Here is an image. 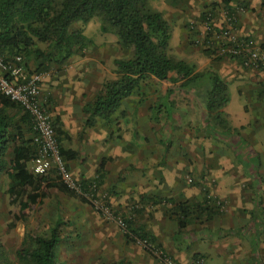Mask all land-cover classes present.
<instances>
[{
  "label": "rangeland",
  "instance_id": "obj_1",
  "mask_svg": "<svg viewBox=\"0 0 264 264\" xmlns=\"http://www.w3.org/2000/svg\"><path fill=\"white\" fill-rule=\"evenodd\" d=\"M151 4L159 11H162L164 6L165 10L163 12L168 20L173 18L172 12L179 8L176 5L173 7L170 5L174 8L173 10L167 8L165 2L160 0H152ZM209 5L213 6L214 9H217L216 7L219 9L218 14L213 18L209 16V12H205L207 14L199 16L201 21H197L193 19L195 16H189L190 13H185V10H183L181 13H176L175 19L169 20L174 31L170 42L171 56L183 59L190 64H194L198 67V70L204 71L212 62L208 61L210 57L206 54V51H209L219 61L218 66L222 68L221 74L224 77L237 75L253 77L259 75L258 71L262 72L260 74H264V68L261 65L258 67L246 66L241 59L221 53L222 33L225 29H231L233 34L241 38H246V36L237 30L238 16H233L232 22L228 20L229 14L227 15V13L232 12L233 15V11L228 8L229 6H227V9L219 0H213ZM246 12V9H243L242 13ZM180 25H187L188 36L186 34L181 35ZM101 26L102 21L98 16L86 24L78 23L76 25V27L82 28L84 34L92 40V43L84 50V56L75 54L70 60V63H74L76 66H79L80 62L85 63V69H79V73L86 72V74H90L87 77H85L86 75L81 76L86 79L89 78L88 82L91 81L87 92L84 93V98H88L90 101L94 100L105 82L117 77L114 60L130 56V51L120 45L116 34L110 30L103 31ZM246 39L249 40L250 38ZM249 41L253 43V40ZM36 44V47L42 50L47 48L45 43L36 42ZM263 45L264 43L257 46L255 51L259 52L258 48H262ZM23 60L29 63L30 71H36L38 62L34 60L33 56L28 59L23 58ZM51 66L58 69L55 64ZM80 74L76 76L78 77ZM65 87L68 90L63 92L64 95H69L68 97L75 95L76 91L73 86L66 85ZM169 87L175 89L174 101L178 108H181V110L172 113L175 117L174 122H170L169 125L165 122L171 133L170 139L164 138L163 131L166 126L163 123L164 117L162 118L163 122L158 123L150 121L148 117L149 104H154L157 97L166 91L165 82L158 81L155 84V79L151 77L135 91L131 98L123 102L122 107L127 114L122 116L121 113L124 110H121L111 120L114 124V130L108 140L91 146L89 145L91 143H85L79 138L82 131L85 134V129L77 134L76 140L71 138L68 139L70 141H67V139L62 141L61 145L63 147L72 149L74 146L81 156L76 161V165L84 170V174L78 170L71 172V183L78 191H80V186L83 185L84 181L90 184V187H87L86 195L89 203H84L79 198L68 196L62 192L57 193L51 189V196L44 200L42 208L35 211L26 223H21L17 228L8 232L7 227L10 221L7 195L9 177L6 172L1 175L0 243L7 252L10 264H19L16 250L27 234L43 235L50 233L58 220L62 223L61 235L63 240L58 247L57 259L63 264H108L123 258L130 260L133 264H195L196 261H199L196 264H232L231 259L226 260L224 258L222 260L219 256H216L217 259L213 261L204 254L202 250L205 244V242H202L203 233L196 235V237H201L200 242H197L201 249L200 252L185 251L186 256L183 255L182 257L174 255L170 243H173L172 236L177 232L178 223L170 218L165 219L166 222H163L166 213L164 206L156 208V206L148 204L141 198L144 193L149 195H154L155 192L160 193L159 186L161 184L153 180L152 175L161 166L162 156L187 157L189 155V130L198 127V123L201 122L203 117L202 110L191 107L193 99L184 89H181L178 84H172ZM58 90L60 93V89ZM235 92V88L231 86L233 101L229 106L230 110H236L240 107V101ZM157 93L160 94L156 96ZM50 99L53 100L50 95H46L42 98V101L51 119L54 120L60 111V96L58 100L54 101L53 105H51ZM162 103L165 102L162 101ZM134 108H142L140 110L144 114L139 116L138 113H134ZM169 110L172 109L169 108ZM108 124L110 122L105 125ZM25 135L28 139H33V145L37 150L40 140L34 130L30 131L26 128ZM125 136L127 137L126 146L123 142ZM109 147H112V149H109ZM103 157L108 158L109 163L100 176V179L102 178L101 184H98L96 179L99 175L98 169ZM56 176L55 173L52 177L56 178ZM183 177L185 182L183 189L185 191H187L188 186L189 188L195 187V183L198 181L197 176L184 170ZM204 192L208 194V197L206 194V197L201 194L202 199H210L211 204L217 207L221 213L226 212L228 202L225 199L216 197L207 189ZM209 194L213 197H209ZM155 197L159 198L158 195ZM98 203L107 206L113 217L108 218L98 211L95 207ZM219 203L221 205H217ZM121 221L125 225H121ZM198 221L191 226L192 231L202 230L201 225L203 223L199 219ZM128 222L133 229L145 228L151 235L157 233V237L161 240L160 243L149 241L152 244V250H150L147 246L138 242L139 238L130 240L126 237L129 230ZM187 235L189 233L180 235L179 241L186 240ZM195 254L198 255L196 260L193 259ZM223 254L231 257L233 253ZM243 255L238 254L236 256L240 258ZM247 261L249 262V259Z\"/></svg>",
  "mask_w": 264,
  "mask_h": 264
},
{
  "label": "trees",
  "instance_id": "obj_2",
  "mask_svg": "<svg viewBox=\"0 0 264 264\" xmlns=\"http://www.w3.org/2000/svg\"><path fill=\"white\" fill-rule=\"evenodd\" d=\"M151 1L0 0V53L7 61L16 56L27 59L33 56L38 62L36 71H30L29 63L23 60V66L28 73L48 71L53 64L62 66L75 54L84 56V50L92 43L82 28L76 25L86 24L98 16L102 21V30L114 32L120 45L130 51V56L114 60L117 77L105 82L94 100L85 103V129L93 127L98 119L107 123L113 122L111 120L123 102L151 77L179 83L180 88L194 96L198 106L206 111L214 124L228 126L223 112L230 102L227 82L214 69L198 71L194 64L171 56L172 24L164 12L152 6ZM36 42L47 44V48L42 50L36 47ZM206 54L211 55L209 51H206ZM173 92L174 89H168L169 95ZM170 107L168 101L152 107L149 111L151 121L160 122L161 113L170 121V118H173ZM53 124L61 154L70 170V161L76 160L80 154L61 145L69 136L64 130L61 118L56 117ZM26 128L33 130L30 115L20 104L0 94V178L5 172L9 177L8 232L19 224L26 223L35 211L40 210L44 199L51 196V189L89 203L83 193L90 187L87 181L83 182L82 193H79L61 177L53 178L54 170L41 175L31 171L37 150L33 139L26 137ZM107 161L102 159L98 169V184L102 182L100 176ZM172 202L170 212L177 217L181 229L190 224L195 209L202 208V212L209 210V207L202 203L193 205L188 202ZM128 226L126 237L130 240L139 238L148 242L156 241L145 228L133 229L129 222ZM61 230L62 223L58 220L50 233L27 234L16 250L18 263L63 264L57 259L58 247L63 240ZM196 258L198 255L193 256V259ZM0 264H10L1 243ZM108 264L133 263L123 258Z\"/></svg>",
  "mask_w": 264,
  "mask_h": 264
},
{
  "label": "crops",
  "instance_id": "obj_3",
  "mask_svg": "<svg viewBox=\"0 0 264 264\" xmlns=\"http://www.w3.org/2000/svg\"><path fill=\"white\" fill-rule=\"evenodd\" d=\"M160 1L165 2L166 7L172 10L174 5L177 8L179 7L172 12L173 18L183 10H185V13L189 12V16H195L193 19L197 21H201L199 16L207 14L205 12H209V16L212 18L219 12L218 7L214 9L213 6L209 5L213 0ZM219 1L226 8L229 6L228 8L233 11V16H238L237 30L239 33L246 36V38H250L249 40H253L254 47L264 43V0ZM164 8L163 6L162 9L165 10ZM243 9H246L247 12L242 13ZM229 13L232 15V12ZM173 18L169 20L172 21ZM179 27L181 35L186 34L188 36L187 25H180ZM173 33L174 31L172 32V38ZM263 48L264 45L258 49L261 50ZM209 57L208 61L212 62L207 69L218 71L229 87L230 102L223 109L229 125L223 127L222 125L214 124L206 111L198 106L194 96L185 91L193 99L191 107L203 111V117L201 122L198 123V127L189 130V155L181 158L162 156L161 166L152 175L153 180L161 184L159 186L160 193L155 192L154 195L144 193L141 198L148 204H153L156 208L164 206L166 213L164 212L163 222H166L165 219L170 218L171 220H176L175 223H178L177 217L170 212L173 205L172 201L188 202L193 205L202 203L204 206L209 207V210L203 212L201 211L202 208L195 209L191 216L192 220L186 228L181 229L179 224H177V232L172 236L173 243H170L174 255L182 257L183 255L186 256L185 251L200 252L201 249L197 242H200L201 237H196V235L203 233L202 242H205V244L202 250L205 255L209 256L210 260L214 261L217 259L216 256H219L222 260L224 258L226 260L231 259L232 264H264V74H260L262 72L258 71L259 75L253 77L248 75L224 77L221 74L222 68L218 66L219 61L213 55H209ZM84 64V62H80L79 66H76L69 61L62 66H58V69H54L51 66L48 71H45V79L40 85L41 97L50 95L53 98V100L50 99L51 105L60 96V111L57 117L61 118L64 130L69 134L65 138L67 141H70L68 139L71 138L76 140L77 134L85 130L86 116L83 108L86 102H90V99H85L84 93L87 92L91 81L88 82L89 78L81 77L83 75L87 77L88 74L85 71V73H79V69H85ZM77 74L80 75L77 77ZM154 79L155 84L158 81L160 82L157 78ZM161 82L166 83V91L161 93L162 95H159L160 93L156 94V96H159L154 104H149L148 112L162 101L169 102L172 113L179 111V109L181 110L174 101L175 89L169 87L175 83L169 80ZM176 84L179 85V83ZM66 85L75 88L74 96L68 97L69 95L63 94L64 91L68 90L65 87ZM57 86L62 87L58 88ZM231 86L235 88L236 97L240 101V107L236 110H230L229 108L233 101ZM58 89H60V93ZM168 89H174V92L169 95ZM121 108L118 112L124 110V108ZM140 109L142 108H134L133 111L140 116L144 114ZM125 114L127 112L124 110L121 115ZM148 117L150 119V112ZM160 117V121L163 122L162 118L164 117L163 123L168 125L171 119H173V122L175 120L174 115L170 121L166 120L163 113L160 114ZM74 121L75 123L73 124ZM105 124H107L106 121L98 119L93 127L85 130V134L82 131L79 134V138L85 143H91L89 144L91 146L101 141L105 142L113 134L114 130L113 122L107 126ZM167 124L163 133L165 134L164 138L168 140L171 133ZM124 138L123 142L126 146L127 137L125 136ZM109 149H112V147H109ZM72 150L78 151L74 146ZM79 158H81L80 155L76 160L70 161V172L78 170L84 174V170H81L76 165V161ZM104 158L109 161L106 157L102 159ZM108 161L107 164L109 163ZM184 170L198 177L195 187L189 188L188 186L187 191L183 189L185 187ZM205 189L216 197L223 198L228 202L225 213H221L217 207L210 204L209 199H202L201 194L204 197H208V194L204 192ZM184 192L186 193L184 194ZM156 195L159 198L155 197ZM209 197L213 196L209 194ZM198 219L203 223L201 225L202 230L198 232L192 231L191 226L199 222ZM186 233H189L186 236V240L179 241L180 235ZM152 236L160 243L161 240L157 237V233ZM223 253L233 254L230 257V255L225 256ZM238 254L244 255L237 258L236 255ZM247 259H249V262Z\"/></svg>",
  "mask_w": 264,
  "mask_h": 264
},
{
  "label": "built area",
  "instance_id": "obj_4",
  "mask_svg": "<svg viewBox=\"0 0 264 264\" xmlns=\"http://www.w3.org/2000/svg\"><path fill=\"white\" fill-rule=\"evenodd\" d=\"M227 15L228 20L232 22L233 15L230 13H227ZM222 37L221 53L241 59L246 66L258 67L261 65L264 68V48L256 52V47L253 46L251 41L233 34L229 28L223 31ZM22 62V56H16L7 61L0 53V94L20 104L32 119V127L40 140V145L37 149V156L32 161L31 171L36 175H41L54 170L56 175L61 177L65 183L77 190L71 183L72 175L61 154L53 120L48 114L40 95V85L46 74L45 72H26ZM78 192L82 193V186H80ZM83 193L87 199V191ZM209 203L211 204V201ZM95 207L104 216L113 217L110 209L104 204L98 203ZM120 223L125 225L123 221ZM138 242L152 250L150 242L141 239Z\"/></svg>",
  "mask_w": 264,
  "mask_h": 264
}]
</instances>
